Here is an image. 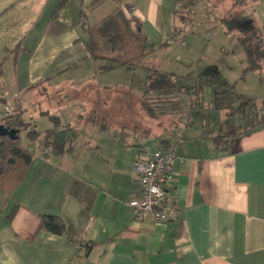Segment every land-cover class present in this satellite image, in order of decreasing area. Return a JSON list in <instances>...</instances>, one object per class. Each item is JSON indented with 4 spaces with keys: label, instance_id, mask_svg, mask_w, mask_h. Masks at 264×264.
<instances>
[{
    "label": "crops",
    "instance_id": "1",
    "mask_svg": "<svg viewBox=\"0 0 264 264\" xmlns=\"http://www.w3.org/2000/svg\"><path fill=\"white\" fill-rule=\"evenodd\" d=\"M93 1L0 0V113L10 107L31 130H53L47 149L29 139L35 156L22 180L9 197L0 192V264H264V113L243 127L235 109L241 120L214 131L202 114L166 132L142 124L162 114L148 104L146 79L140 96L131 81L112 80L135 66L91 58L86 27L116 10L145 36L148 57L183 2ZM122 87L128 94L116 97ZM154 148L175 152L166 185L175 210L161 221L127 205L140 191L133 162ZM42 215L69 231L44 230Z\"/></svg>",
    "mask_w": 264,
    "mask_h": 264
},
{
    "label": "rangeland",
    "instance_id": "2",
    "mask_svg": "<svg viewBox=\"0 0 264 264\" xmlns=\"http://www.w3.org/2000/svg\"><path fill=\"white\" fill-rule=\"evenodd\" d=\"M237 1L184 0L176 12L177 16H182L180 21L175 17L165 25L168 42L155 43L154 55L143 59L139 66L115 72L111 79L121 83L131 81V92L138 96L144 91L146 71L151 67L170 72L175 87L185 86L182 93H170L161 98L167 100L163 106L156 105L154 100L161 95L149 93L148 104L162 114L161 117L145 115L147 119L142 124L166 132L170 126L181 122L190 126L198 124L202 114L203 126L214 131L215 127L226 129L224 124L232 129L238 123L237 116L241 120L242 113L237 114L235 109L241 108L245 113L243 127L255 122L256 111L264 113V62L260 70L243 72L245 50L240 39L244 30L253 28L260 33L264 45V0L253 4L245 0L233 8ZM178 29L182 31L176 32ZM181 41L186 44L181 45ZM222 75L232 77L231 87L222 82ZM199 83L203 87L202 96H198L201 107L196 105L198 100L195 99ZM115 94L122 98L128 90L118 88ZM260 119L264 117L259 116ZM40 125L39 121L37 127ZM20 136L22 145L29 147L26 132L22 131Z\"/></svg>",
    "mask_w": 264,
    "mask_h": 264
},
{
    "label": "trees",
    "instance_id": "3",
    "mask_svg": "<svg viewBox=\"0 0 264 264\" xmlns=\"http://www.w3.org/2000/svg\"><path fill=\"white\" fill-rule=\"evenodd\" d=\"M100 1L102 0H94L93 3L98 4ZM112 1L119 2L120 0ZM179 1L184 2V0ZM244 1L238 0L237 3L234 2L232 7L242 4ZM80 13L81 18L84 19L85 10L82 9ZM86 30L87 38L84 44L91 58L106 60L117 66H139L150 53L147 50L145 36L129 33L119 19L116 10L94 25L86 27ZM176 31L181 32L182 30L178 29ZM240 39L245 50L243 60L245 68L243 72L260 70L264 62V45L260 33L253 28L247 31L244 30ZM146 82L145 94L155 93L164 97L170 93H182L185 87L183 85L175 87L171 73L157 68L147 69ZM197 89L195 99L198 100V96H202L203 87L201 83L197 85ZM197 104L199 107L202 106L199 100L196 102ZM263 123L264 120L261 119L257 124L261 125ZM0 124L16 130L13 138L8 135H0V192L9 197L14 187L22 180L28 165L35 156L33 150L22 145L21 132H26L28 139H39L43 147L47 149L49 135L53 130H46L43 133L35 129L31 130L29 123L20 118L16 109H12V113L8 116H1L0 113ZM224 139V136L217 135L213 140L220 145V142L223 143ZM43 154L46 153L43 152ZM41 222L44 230L54 234H63L69 231L65 223L54 215H42Z\"/></svg>",
    "mask_w": 264,
    "mask_h": 264
},
{
    "label": "built area",
    "instance_id": "4",
    "mask_svg": "<svg viewBox=\"0 0 264 264\" xmlns=\"http://www.w3.org/2000/svg\"><path fill=\"white\" fill-rule=\"evenodd\" d=\"M84 20L81 18V21ZM168 42V41H166ZM186 42L181 41V45ZM12 113L10 107H5L1 116ZM175 152L173 149L156 148L144 150V156L133 162L140 191L137 196L127 201L134 216L149 213L154 221L170 217L175 204L167 198L166 185L173 180V165Z\"/></svg>",
    "mask_w": 264,
    "mask_h": 264
},
{
    "label": "water",
    "instance_id": "5",
    "mask_svg": "<svg viewBox=\"0 0 264 264\" xmlns=\"http://www.w3.org/2000/svg\"><path fill=\"white\" fill-rule=\"evenodd\" d=\"M16 133V130L13 128H7L4 127L2 124H0V135H8L11 138H13L14 134Z\"/></svg>",
    "mask_w": 264,
    "mask_h": 264
}]
</instances>
